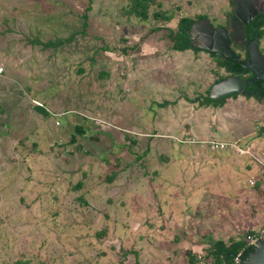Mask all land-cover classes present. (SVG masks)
I'll return each instance as SVG.
<instances>
[{"label":"rangeland","instance_id":"1","mask_svg":"<svg viewBox=\"0 0 264 264\" xmlns=\"http://www.w3.org/2000/svg\"><path fill=\"white\" fill-rule=\"evenodd\" d=\"M156 1L160 7L151 5L141 20L129 12L133 0H0V62L8 78L0 82L9 90L0 94V264H190L186 250L173 249L188 229L223 238L215 235L217 225L233 229L248 195L264 196V147L256 144L252 157L211 144L242 146L253 122L236 127L223 106L189 118L187 97H202L227 72L205 52L146 51L147 43L167 42L166 30H149L173 28L181 16L204 14L212 25L223 24L229 0ZM158 8L174 12L173 19H154ZM73 32L69 42L42 51L43 42ZM142 35L129 64L122 48ZM33 45L43 59L26 75ZM259 49L264 55V36ZM46 53L58 56L48 64ZM74 58L80 63L70 64ZM29 96L44 106L31 107ZM237 103L250 119L257 108L264 113L253 96L239 95ZM16 106L32 108L41 121L27 129ZM76 125L98 139L84 138ZM71 134L75 144L66 143ZM236 158L253 169H241Z\"/></svg>","mask_w":264,"mask_h":264},{"label":"trees","instance_id":"2","mask_svg":"<svg viewBox=\"0 0 264 264\" xmlns=\"http://www.w3.org/2000/svg\"><path fill=\"white\" fill-rule=\"evenodd\" d=\"M153 4H157L159 7V2L158 1H154V0H133V4L130 6L129 12L131 14H135L137 17H139L141 20H147L149 17V9L151 7V5ZM229 4L232 6V1L229 0ZM90 9V6H88L87 11ZM85 10V9H84ZM83 10V11H84ZM85 11L84 14L86 16H88V12ZM230 16H233L232 14V10L228 11L227 13ZM152 16L154 19L156 20H164V21H170L171 19H173L174 17V12H167L165 10H162L160 8H158L157 10L153 11ZM203 18H207L206 15L204 14H197L194 17L192 16H181L178 19H176V24L175 26L172 27H162V26H157L156 28H153L149 31L156 33L159 32L161 30H166L167 32L164 33V35L162 36L163 39H166L168 43V48L170 50L173 51H183V50H187V49H191L194 50L195 52H200L202 51V49L200 48H195L192 46L191 44V40H190V30H191V26L192 24L199 20V19H203ZM84 26L87 25L86 21H83ZM249 32L250 36L253 37L255 34H258V45H259V41L260 39L264 36V13H260L258 14L253 20H251V22L249 23ZM148 31V34H149ZM76 32H73L69 35V37H66L64 39H59L56 41H48L43 43L44 47H57L60 44H63V42H69L71 39H73L74 35ZM253 33H255L253 35ZM147 35V34H146ZM145 35H142L137 42L134 44L133 47H128L126 45H124V48H122V53L124 55H127V51L129 49H134L135 47H137L139 45V43L143 40V38ZM122 41L126 42L127 39H121ZM58 41V42H57ZM127 43V42H126ZM126 46V47H125ZM232 49V47H231ZM233 50V49H232ZM234 51V50H233ZM204 52H206L210 57H212L218 68H223L227 74L225 75H220L216 77V79L214 80L213 83L222 80L224 78H226L229 73L230 74H239L240 77H242L243 73H245V71L243 70V67L238 64L237 62H233L230 61L226 58H223L220 54H216V53H212V52H208L206 50H204ZM239 54V53H238ZM241 60L244 61L245 58V54L242 55ZM212 86V84L210 85V87ZM258 86L259 88L262 90L259 94L253 93V92H248L245 94V96L248 97H255L259 100L264 99V84L262 82H258ZM210 87L207 89L206 94L202 95V97L199 96H194L193 98H189L187 97V101L194 103L197 102L199 106H203V107H208V106H214V107H221L224 105L225 101L227 98H231L234 97L236 98L237 96H239L238 93H232L230 95H227L226 97L223 98H218V99H211L209 98V89ZM169 104V101H164L163 105H167ZM40 107V106H38ZM48 112V111H47ZM52 113V111H50ZM99 122L100 125H102L103 121L97 120ZM75 130L78 134H84L85 137H90L91 139H98V135L97 133H95L93 131V133H85V130L83 129V127H81L80 125H76L75 126ZM72 135V134H71ZM77 142V137H75L74 135H72L69 140L66 143H74ZM77 149L79 148V145H76ZM257 230L256 231H245V233L238 235L237 237H230L227 239H217L214 240L203 252V255H195L193 253H191L190 251H186V255L188 257V262L190 264H195L198 262H201L202 260L204 261V264H245L243 262V260L245 258H247L248 254L254 249V245L249 243V237L254 236L255 234H257ZM16 264H21L19 262H17Z\"/></svg>","mask_w":264,"mask_h":264},{"label":"crops","instance_id":"3","mask_svg":"<svg viewBox=\"0 0 264 264\" xmlns=\"http://www.w3.org/2000/svg\"><path fill=\"white\" fill-rule=\"evenodd\" d=\"M4 12H2V10L0 9V15L3 14ZM11 22V21H9ZM33 22V20L31 21V23ZM30 23V24H31ZM44 43V42H43ZM42 43V44H43ZM37 45V44H36ZM146 51H150V49L152 50L151 55H153L154 57H157L156 55H163L165 56L166 54H171V52L173 50H170L168 48V42H161V43H156L154 45H149L148 43L146 44ZM37 47H41L39 44L37 45ZM140 46H137V48L135 50H137ZM42 51H46V47H41ZM48 48V47H47ZM133 50L129 55H124L121 58L124 60H129V64H131V62L133 63L132 65H134V63L136 62V58L134 59L131 54L135 51ZM178 52V51H177ZM201 52V51H200ZM198 52V53H200ZM34 53V45L32 47V50L30 51L31 57L28 58V60H31V69H27L26 75L27 74H32V69H33V65L37 62V61H41L43 58L42 57H35L33 55ZM55 53V52H54ZM54 53H46L45 59L48 61L47 63H51L52 62V58L51 57H57L58 55H55ZM107 56V55H106ZM6 57L2 56V59L4 61ZM51 58V59H50ZM196 58V57H195ZM106 59L110 60V63H115L113 58H110L109 56L106 57ZM62 60V59H61ZM60 60V61H61ZM66 60V57H65ZM77 58H74L70 63V64H76V63H80V61H77ZM3 62H0V66L3 67ZM40 63V62H39ZM58 63V61H57ZM78 71H81L82 73H84V70H82L81 66H78L76 68ZM112 70V69H111ZM4 73V68L2 73H0V76L3 75ZM3 80H8V78L6 76H2L0 77ZM5 84V88H3V85ZM2 86V87H1ZM0 94H3L4 92H9L8 90V85L5 81L0 82ZM3 88V89H2ZM41 98H43L45 96V94H40ZM29 102L31 107H38V106H33L31 100L32 99H36L38 101H42L40 98L38 97H28ZM234 99V101L232 102L231 100ZM237 97H231V98H227L223 107H225L226 112H227V116H229V120L231 122V124H234L236 127H243L244 124L247 122V119L251 120V122H253L254 124V128L253 130L246 132L243 131V135L241 138V145L242 146H236L239 149L245 150L246 152H244L245 154L249 153L251 156H254V146L256 144L259 145L257 150H260L264 147V113L260 110V109H255V111L253 112L252 118L250 119L249 114H240L238 109H239V104L237 103L236 105H234V102L236 101ZM19 100V99H18ZM48 100L50 102H53V99L48 98ZM17 101V98H16ZM164 101H169V100H164ZM187 101V100H186ZM184 101L183 99L180 100V98H177V100H175L174 103L177 102H184L185 104H187V102ZM260 102L264 103V99L259 100ZM19 101H17L16 103H18ZM170 102V101H169ZM171 103H173V101H171ZM183 103V105H184ZM191 103V102H190ZM196 103V104H195ZM16 105V104H15ZM163 105V104H162ZM168 105V104H167ZM192 106L191 108V115H189V118L191 119L192 122H195L197 115L199 114V111L202 112L206 109H209L208 107H203V106H199L197 102H194L191 104ZM227 106H229V108H227ZM17 107V106H16ZM20 111L18 112L19 114H21L23 116L24 119L19 120V122L21 123V125L25 126L27 129H30V127H33L35 123H39L41 121V115H39L38 113H35L33 111V109H26L25 112V108L24 107H17ZM21 110H24V114L22 113ZM247 111H249V109H247ZM230 112V114H229ZM201 118H204V113L200 114ZM194 124V123H193ZM203 136V135H202ZM186 137V135H185ZM126 138V137H124ZM21 138L19 139H14V144H19L21 142ZM76 142H74L75 144ZM33 145L36 144V142L32 143ZM77 145V144H76ZM235 153H238L236 149H232ZM241 154V153H238ZM198 155H202V150L200 149V151H195L194 154L190 155V158H195ZM74 157H78V159H81L80 156V152H74L73 154ZM252 156V157H253ZM259 157H261L259 155ZM234 162L236 163V165L238 167H240L241 169H245L248 171H251L253 168L251 166V163L248 161H244L241 159L236 158L234 160ZM263 171V170H261ZM260 193H264V180H262L261 182V188H260ZM241 198H247L245 194H242L240 196ZM248 199L250 200V203L246 205L245 208L240 209V211H237L240 213V215L242 217H244V219H239L237 217L238 213H235V217L236 219V224L233 227V229H227V227H223L221 225H217L216 230H215V235H218L219 233H222L223 235H225L223 238H219V236H215L214 239L212 240H208L206 237V231H198L195 230L194 228L188 229V233H187V239H182L181 242L177 243V244H173V249L175 251H190L191 253L197 255L199 252L204 251L214 240L217 239H227L230 237H237L239 234L244 233L245 231H258L262 226H264V196H260L258 193H252L250 195H248ZM246 199L245 202L248 200ZM175 254V252L173 253V255Z\"/></svg>","mask_w":264,"mask_h":264},{"label":"water","instance_id":"4","mask_svg":"<svg viewBox=\"0 0 264 264\" xmlns=\"http://www.w3.org/2000/svg\"><path fill=\"white\" fill-rule=\"evenodd\" d=\"M231 1L233 15L243 24L250 22L258 13H264V0ZM240 33L243 34L241 30ZM190 40L191 43H195L196 48L220 54L223 58L237 62L246 70L249 69L253 74L249 80L240 77L239 74H234L213 83L209 89V98H223L232 93L245 95L247 84L253 83L256 79L264 81V55L259 50L258 34H255L252 39L246 40L244 61H239L240 54L231 49V43L236 40V37L231 34L230 26L215 28L209 19H199L191 26ZM243 262L245 264H264V239H260L254 244V249Z\"/></svg>","mask_w":264,"mask_h":264},{"label":"flooded vegetation","instance_id":"5","mask_svg":"<svg viewBox=\"0 0 264 264\" xmlns=\"http://www.w3.org/2000/svg\"><path fill=\"white\" fill-rule=\"evenodd\" d=\"M258 14H260V13H258ZM256 16H254V18ZM254 18H252V20ZM250 22H248L247 24H243V23L240 22V20L235 15H233V16L228 15V17L225 18V21L223 22V24H221L219 26L218 25H216V26L213 25V26L215 28L216 27L228 28L230 26L231 34L236 37V40L231 43V47H232L233 50L236 48L237 52L236 51L235 52L237 54L239 53L240 57H241L242 55L245 54L244 45H245L246 40H248V39L250 40V39H252L254 37V36L251 37L250 33H248L249 32V27H250L249 26ZM240 30L242 31L243 34L240 33ZM254 34L255 33H253V35ZM243 37H244V40H243ZM191 44H192L193 47H195V43L194 44L191 43ZM201 52H204V50H202ZM228 60H230V59H228ZM230 61H233V60H230ZM239 61H242L241 58H239ZM233 62H235V61H233ZM242 71H245V73L242 74L243 75L242 78H245V79L249 80L250 78L253 77V74L251 73V71L249 69L246 70L245 68H243ZM229 75H234V74H230L229 73ZM258 82H262L264 84L263 80L256 79V80L253 81V83H250V84L246 85V88H245L246 89V93L253 92V93L259 94L262 90L259 88Z\"/></svg>","mask_w":264,"mask_h":264},{"label":"built area","instance_id":"6","mask_svg":"<svg viewBox=\"0 0 264 264\" xmlns=\"http://www.w3.org/2000/svg\"><path fill=\"white\" fill-rule=\"evenodd\" d=\"M3 71V67L0 66V73H2ZM32 104L35 106H44L42 104V102L36 100V99H32L31 100ZM55 123L58 125L59 122L56 120ZM193 140V139H192ZM211 144L214 146V148L217 149H225V148H229V149H236L238 153H244L246 152L245 150L239 149L238 147H236L234 144H226V143H221V142H216V141H211ZM264 163V160L261 159ZM260 239H264V226L257 232V234H255L254 236L249 237V243L254 245L256 242H258Z\"/></svg>","mask_w":264,"mask_h":264}]
</instances>
